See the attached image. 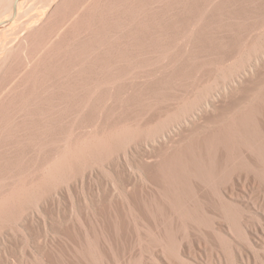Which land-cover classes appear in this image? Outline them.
<instances>
[{
	"label": "bare ground",
	"instance_id": "bare-ground-1",
	"mask_svg": "<svg viewBox=\"0 0 264 264\" xmlns=\"http://www.w3.org/2000/svg\"><path fill=\"white\" fill-rule=\"evenodd\" d=\"M263 220L264 0H0V264H264Z\"/></svg>",
	"mask_w": 264,
	"mask_h": 264
},
{
	"label": "rangeland",
	"instance_id": "rangeland-1",
	"mask_svg": "<svg viewBox=\"0 0 264 264\" xmlns=\"http://www.w3.org/2000/svg\"><path fill=\"white\" fill-rule=\"evenodd\" d=\"M163 25L161 27H163ZM156 43L151 42V45L156 44ZM159 45L157 46L154 45L153 48L157 49ZM168 56H169V53H166L164 55V58ZM156 66L157 67L162 66V62L156 59L155 60L153 59L152 62L147 63V66H146L147 68H140L139 71H142V70L144 71L145 69L147 70L149 68L152 69L153 67H156ZM166 93H165V96H166ZM159 94L162 96L160 92L158 93V95ZM148 102L153 103L154 106L158 104V102H155L154 100H151ZM262 223L264 224V220L262 221ZM206 237H207L208 242H205L204 240L200 244H198L199 242H196L195 249H189L188 247L183 246L184 252L181 256V259L189 262L190 264H243L240 259L235 258L236 256L234 253V249H230V248L227 249L224 246H222L220 242L218 241V239H216L209 231L206 232ZM239 242H240V246H239L240 248L243 247L247 249V245L244 242L242 241H239ZM21 245H22L21 242L17 240L11 241L9 243V247H10L9 251L11 252L10 253L11 258L19 257L21 255V251L23 248V245L22 246ZM256 247H257L256 253H254L253 257H264V243L257 242ZM251 264H260V261L253 259Z\"/></svg>",
	"mask_w": 264,
	"mask_h": 264
}]
</instances>
